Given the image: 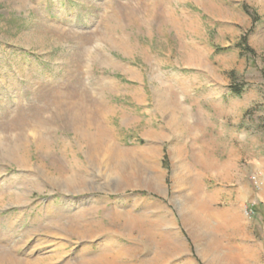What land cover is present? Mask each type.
<instances>
[{
    "label": "rangeland",
    "instance_id": "obj_1",
    "mask_svg": "<svg viewBox=\"0 0 264 264\" xmlns=\"http://www.w3.org/2000/svg\"><path fill=\"white\" fill-rule=\"evenodd\" d=\"M149 263L264 264V0H0V264Z\"/></svg>",
    "mask_w": 264,
    "mask_h": 264
},
{
    "label": "trees",
    "instance_id": "obj_2",
    "mask_svg": "<svg viewBox=\"0 0 264 264\" xmlns=\"http://www.w3.org/2000/svg\"><path fill=\"white\" fill-rule=\"evenodd\" d=\"M245 9L249 12V14H251L252 16H253V18L256 20V18H257V14H254V13H251L250 11H249V8L246 6L245 7ZM238 45L239 46H241V48L243 49V51L244 52H246V53H254V49L251 47V46H249V44L247 43V37H246V35H244L243 37H242V39L239 41V43H238ZM244 85H233V87H232V92L233 93H235V94H241L242 92H243V90H244Z\"/></svg>",
    "mask_w": 264,
    "mask_h": 264
},
{
    "label": "crops",
    "instance_id": "obj_3",
    "mask_svg": "<svg viewBox=\"0 0 264 264\" xmlns=\"http://www.w3.org/2000/svg\"><path fill=\"white\" fill-rule=\"evenodd\" d=\"M149 264H151V263H149Z\"/></svg>",
    "mask_w": 264,
    "mask_h": 264
}]
</instances>
